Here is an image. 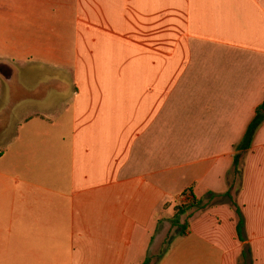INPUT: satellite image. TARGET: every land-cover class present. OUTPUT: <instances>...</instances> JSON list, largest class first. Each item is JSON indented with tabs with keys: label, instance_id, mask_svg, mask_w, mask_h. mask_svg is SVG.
I'll use <instances>...</instances> for the list:
<instances>
[{
	"label": "crops",
	"instance_id": "obj_1",
	"mask_svg": "<svg viewBox=\"0 0 264 264\" xmlns=\"http://www.w3.org/2000/svg\"><path fill=\"white\" fill-rule=\"evenodd\" d=\"M263 101L264 0H0V264H264Z\"/></svg>",
	"mask_w": 264,
	"mask_h": 264
},
{
	"label": "trees",
	"instance_id": "obj_2",
	"mask_svg": "<svg viewBox=\"0 0 264 264\" xmlns=\"http://www.w3.org/2000/svg\"><path fill=\"white\" fill-rule=\"evenodd\" d=\"M264 122V101L263 103L257 108L255 117L252 120L251 124L247 128V131L245 133V136L237 148V154L234 156L233 160V169L231 171L232 180L228 187V190L223 195H214L209 193L204 199L196 201L193 199L191 203L187 207H180L175 209V217L174 221L172 222V227L177 228L178 235H184V233L187 230L186 224H180L179 221L176 219L178 216H181L183 213H185L187 210L196 208L197 210H203L208 207L216 206L218 204L223 203L224 201H227L229 203V206L233 210L235 214V219L233 220L235 223V232H236V238L239 242H243V230H244V219L241 213V208L238 206V204L234 201L233 198V192L235 190H238L240 187V163L243 157V154L250 149L253 138L255 136V133L259 126ZM236 179L239 180V186L236 189ZM168 242H164V247H168ZM164 253V251L162 252ZM249 250L244 249L241 254V260L239 264H247V259L249 256ZM162 255V254H161ZM151 260L147 259L142 264H150Z\"/></svg>",
	"mask_w": 264,
	"mask_h": 264
},
{
	"label": "rangeland",
	"instance_id": "obj_3",
	"mask_svg": "<svg viewBox=\"0 0 264 264\" xmlns=\"http://www.w3.org/2000/svg\"><path fill=\"white\" fill-rule=\"evenodd\" d=\"M32 78L33 77H30V79H32ZM21 79H23V81L29 82V84H33L34 83V80H29V77H27L26 75H24L23 77H21ZM3 146H4V141H3V139H0V152L2 151ZM238 186H239V180L236 179V189H237ZM212 207H214V206H212ZM212 211H213L212 208H207V209L199 210L197 213H195L196 215L194 214L195 215L194 218L196 219V218H198L200 216H203L205 214H209ZM160 249L161 250L157 251L156 256L150 259L151 261L156 260L157 257H158V254H160V252L162 251V249H165V247L163 246Z\"/></svg>",
	"mask_w": 264,
	"mask_h": 264
}]
</instances>
